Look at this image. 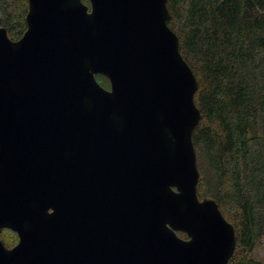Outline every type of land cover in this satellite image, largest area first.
Segmentation results:
<instances>
[{
	"label": "water",
	"instance_id": "1",
	"mask_svg": "<svg viewBox=\"0 0 264 264\" xmlns=\"http://www.w3.org/2000/svg\"><path fill=\"white\" fill-rule=\"evenodd\" d=\"M167 1L28 0L21 38L0 25V264H228Z\"/></svg>",
	"mask_w": 264,
	"mask_h": 264
},
{
	"label": "trees",
	"instance_id": "2",
	"mask_svg": "<svg viewBox=\"0 0 264 264\" xmlns=\"http://www.w3.org/2000/svg\"><path fill=\"white\" fill-rule=\"evenodd\" d=\"M167 5L169 26L198 80L195 103L202 119L193 141L199 198H215L236 228L228 264H264L254 256L264 237V0ZM28 8V0H0V25L13 40L27 29ZM97 79L109 82L103 75Z\"/></svg>",
	"mask_w": 264,
	"mask_h": 264
},
{
	"label": "rangeland",
	"instance_id": "3",
	"mask_svg": "<svg viewBox=\"0 0 264 264\" xmlns=\"http://www.w3.org/2000/svg\"><path fill=\"white\" fill-rule=\"evenodd\" d=\"M100 82V81H99ZM101 83V82H100ZM109 83V84H108ZM102 84L104 87L109 88L110 82ZM1 239L7 245H13L18 241V236L15 232H12L9 229H4L0 234ZM255 258L261 260L264 263V237L262 238L260 244L257 246L254 252Z\"/></svg>",
	"mask_w": 264,
	"mask_h": 264
},
{
	"label": "flooded vegetation",
	"instance_id": "4",
	"mask_svg": "<svg viewBox=\"0 0 264 264\" xmlns=\"http://www.w3.org/2000/svg\"><path fill=\"white\" fill-rule=\"evenodd\" d=\"M109 88H110V87H109ZM4 229H9V230H11L12 232H15V233L17 234V236H18V241H17L15 244L10 245V246L7 245V244H5L7 247L12 248V247H14V246L19 242V235H18V233H17L16 231H14V230L11 229V228H4ZM4 229H3V230H4ZM3 230H2V231H3ZM1 233H2V232H1ZM1 233H0V234H1ZM0 238H1V237H0ZM3 242H4V241H3Z\"/></svg>",
	"mask_w": 264,
	"mask_h": 264
}]
</instances>
